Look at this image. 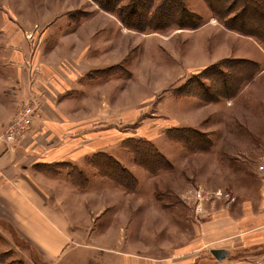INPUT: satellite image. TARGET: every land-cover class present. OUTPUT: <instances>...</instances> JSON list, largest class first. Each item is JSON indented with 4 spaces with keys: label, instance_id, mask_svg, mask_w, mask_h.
<instances>
[{
    "label": "rangeland",
    "instance_id": "obj_1",
    "mask_svg": "<svg viewBox=\"0 0 264 264\" xmlns=\"http://www.w3.org/2000/svg\"><path fill=\"white\" fill-rule=\"evenodd\" d=\"M26 1L30 25H17V31L13 28V39L16 38L18 48L20 36H26L28 52L11 62L13 73L7 77L14 83L11 84V118L2 131L15 121L24 105H34V114L31 124L16 139L2 137L0 143L7 144L8 148L0 157V178H9L11 172L6 167L9 165L16 173L14 181L21 177L17 168L21 171L28 165L29 170L24 172H28L33 181L26 177L27 184L32 185L19 195H8L3 187L0 190V264H95L99 255L91 245H99L92 239L97 232L83 224L86 219L88 224L93 223L91 218L102 207L104 211H123L128 215L126 219L113 221L123 225L124 230L117 237L120 243L115 241L116 238L109 240L111 237L108 242H103V264L112 258L122 256L126 261L137 255L142 258L139 264H147L143 259H150V264H215L219 259L211 249L227 245L232 250L235 242L239 248H234L232 257L223 264L230 261L264 264V192L260 193L264 187V168H261L264 164V78L255 79L258 68L254 64L230 61L238 72L235 77L234 71L227 73L226 87L233 88L231 95L219 89L227 99L223 100L226 106L220 114L226 124L218 131L217 140H212L209 132L192 126H176L184 128L179 130L187 137H180L178 131L175 139L171 137L168 132L177 129L173 126L167 128L166 135L153 139L150 137L152 129L157 135L164 133L161 114L156 116L157 121L152 117L153 112L158 113L155 105L161 93L121 90L119 98H115L116 91L121 88L116 89L118 79L124 82L123 87L135 88V76L127 67L133 68L135 62V67L139 68L138 50L143 52V47L133 51L131 37L139 41L141 33L171 31L173 27L161 31L150 29L149 25L156 27V21L163 20L158 24L161 26L166 20H175L176 16L183 18L181 11L187 8L197 14L196 20L201 24L203 13L206 14L208 9L227 28L225 22L230 23L229 18L222 20L206 0H179L174 4L180 8V13H172L168 9L170 1L162 0L163 12L159 10L153 15L158 4L154 0L153 5L140 9V17L136 19L145 27L144 31L127 26L130 31L134 30L128 34L120 17L104 9L96 0ZM125 1L134 3V8L139 10L140 4L137 6L136 1L124 0L123 5H127ZM20 4H23L20 0H0L1 7L11 5L17 11ZM25 11L22 7L21 14ZM48 12H51L50 18L40 20L41 15ZM15 14L12 13L16 24L19 19ZM116 16L125 32L117 37L115 33L113 36L107 34L110 44L103 53V22ZM62 19L61 23L69 29H64L65 33L60 31L58 23L53 25ZM240 33L237 34H243ZM119 39L124 41V50L130 51L126 57L129 65L122 62L109 64L112 60L106 59ZM59 41L75 43L70 48ZM252 52L256 53L254 49ZM205 70L189 74L182 85H189L191 79L200 77ZM248 77L254 79L255 86L240 92ZM242 79L246 80L239 84ZM139 110L142 114L136 116ZM160 110L163 114L164 110ZM189 133L194 134V138H189ZM199 134H204V138ZM202 138L203 143H200ZM232 141L240 142L244 148L231 150ZM154 148L165 159L164 152H167L170 164L152 172L150 166L139 162L138 150L148 154ZM110 158L133 177L132 187L119 185L105 175L108 171L104 166ZM37 181L41 184L35 183ZM108 181L114 186L113 193L104 188ZM197 187L207 190L209 197L204 210L199 212L196 205L187 200V194ZM219 189L230 193L232 201L228 204L224 198L227 203L221 200L218 202L220 207L212 209L213 202L218 200ZM27 198L39 206L45 221H48L45 215L51 217L48 234L44 230H33L36 233L31 235L33 227L28 223L29 216L17 211L13 204L28 201ZM70 200L76 207H70L71 212H68V205L64 204ZM158 200L165 209L160 217L153 208L160 207L156 204ZM136 202L140 206L137 207ZM225 212L230 213L236 223L235 235H243L242 239L229 236L215 240L214 228L205 229L204 221ZM126 223L131 227L127 225L126 229ZM120 246H126L128 251H113Z\"/></svg>",
    "mask_w": 264,
    "mask_h": 264
},
{
    "label": "crops",
    "instance_id": "obj_2",
    "mask_svg": "<svg viewBox=\"0 0 264 264\" xmlns=\"http://www.w3.org/2000/svg\"><path fill=\"white\" fill-rule=\"evenodd\" d=\"M20 2L23 4H20L21 6V7L19 6L20 8L18 7L19 11H17V8L15 6H11V5L8 6L6 5L5 7L0 6V124L2 125V126L0 125V141L4 133V131H2L4 129L3 126L7 125L8 124L7 122L11 118L10 109L12 108V106L10 107V102H11L12 89H13L11 84L13 82L10 79H7V77H10L9 75H12L13 73L11 62L16 57L20 58L21 56L22 58V56L28 52V46H27L28 39L26 36H22V37L20 36L18 42L19 45L18 48L15 45L17 44L16 38L15 40L13 39V28L15 31H17L15 28L17 25L19 27H27L28 25H30L28 24L27 21V19L29 18L27 14V7H28L27 1L20 0ZM22 7L26 9V11L23 14H21ZM14 12H16L15 16L18 17L19 19V22L16 24L13 23L12 13ZM50 15L51 12H48L47 15H41L42 17L41 19L39 18V15H35V16H37L38 19L40 20H48L50 18ZM203 16H204L203 23L196 28L191 26L175 25V26H171L173 28L171 31L168 32L153 31L147 34L141 33L139 34L140 35L139 41H134V37H131L133 51H135L137 47L138 48L140 46L143 47V52L138 50L140 59L138 57L137 60L138 59L140 60V66H139L140 69L135 67V62L132 64L134 66L133 68H131L130 66L127 67L128 68L127 70H130L134 74L135 78H137V81H135L134 78L133 84L135 88H129V87H123L122 85H124V82L121 83L118 79L116 89H118V87L120 86L121 88L120 90L116 91L115 98L117 99L119 98L121 94L120 92L121 90L129 91V92L161 93L159 96H157V101L155 99L156 101L155 107H157L158 113L153 112L152 117L157 121L158 118L156 116H158V114H161L159 116H161L162 122L164 124V133L160 132L157 135L154 132V129H152L150 131V135H151L150 137L153 139L158 138V136L162 134L166 135L167 133L165 131L167 130V128L173 126L196 127L205 132H209L212 136V140L218 139L217 137L218 131H220L221 128H223V126L226 124L225 120H221L220 114L222 113V111L226 106L223 105L224 103L223 100L227 98H225L224 96H219L218 99L205 101L200 97L178 96L175 90L178 87L182 86L183 82L185 81V79L189 74L193 72L197 73L203 69H206L207 67H210V65L218 63L222 59L225 60L232 58L229 61L241 62L244 65L254 64L258 69L255 73V75L257 74V77L255 78L254 77L255 75L253 77L255 79H257L258 77L264 78V50H263L264 46L261 44V41L253 36L249 37V35H245V34L239 35L237 34L238 32L236 33V31L227 28L226 26L223 25L220 19L214 16V14L210 9H208V12H206V14L203 13ZM64 19L53 22V25L58 23V28L60 29V31H62V33L66 32L64 31V29H68V25L65 26L64 24L61 23ZM103 26L105 28V31L103 32V37L105 36L103 39V53H104L108 50V45L110 44V41L107 38V34H111V36H113L115 33L116 37L119 35L122 36L125 30L120 27V22L117 16L115 17V19L105 20L103 22ZM125 27L127 28V26H124V28ZM126 30L128 34L129 32L134 31V30L130 31L128 28ZM59 42L62 43L64 41H59ZM71 43L72 44L64 42L65 45H68V47L72 48L73 43L75 42L71 41ZM123 46H124L123 39H119L115 41V50L111 52V56H106V59L112 60L111 62H109V64L122 62L125 65H129V60L126 57L129 55L130 51L126 52ZM48 47H50V44H48ZM252 49H254L256 53H253ZM55 59L56 56L54 54V60ZM247 72L249 73V71ZM242 74L244 76L246 73L243 71ZM253 81L254 79L251 80V78L248 77L243 89L240 92H243L244 90L245 91L251 90L255 86ZM108 89L110 91L114 90L112 88H106V90ZM152 97L153 96H151V98ZM228 99L232 100L233 98L228 97ZM123 107H127V106H123ZM160 109L164 110L163 114L161 113ZM138 114H142L140 110L137 113H135L136 116ZM155 122L153 123L155 124ZM233 139L231 138V140ZM232 144L233 147H230L231 150L237 147L244 148L243 147L244 145L241 144L240 142L232 141ZM7 148H8L7 144L0 143V157ZM164 153L168 158L167 152ZM1 165L3 166L4 164ZM6 167L9 169L11 173L9 178L6 179L0 178V190L3 187L4 190L5 189L7 190L5 191L8 193V195H19L20 193L26 192L25 191L26 188L32 185V184L28 185L26 181L27 178L32 180L31 175L28 172H24L25 169L29 170V166L27 165L26 168H23L21 171H19V169L17 168L21 177H17L16 180L14 181H12V179L16 175L15 171L13 170V168L10 169L9 165ZM1 171L2 169H0V172ZM6 177H8V175H6ZM55 178H57V176H55ZM248 182L249 181L245 180L246 184H248ZM35 183H40V182L37 181ZM105 183L106 185L104 186V188L107 191L111 190V192L113 193L114 186L111 185L109 181ZM262 192H264V187L261 188L260 193ZM49 194L50 196H52L51 195L52 193ZM100 197L103 198L102 195ZM101 203H103V201ZM136 203H137L136 205L137 207L140 206L139 202ZM13 204L16 205V208H18L17 211L18 210L23 211L24 213L27 214V216H29L28 223H30V226L33 227L30 229L31 235H34L36 233L33 230L35 231L44 230L45 233L48 234L47 231H49L51 228L50 223L52 219L49 215L47 216L44 214L48 220L45 221V219L40 215L39 212L41 211L38 208L39 206L35 205L34 200L28 199V201L24 200L21 201V203L15 202ZM156 204L160 205L161 201L158 200ZM64 205H68L67 206L68 212H71V209H69L70 207L72 209H75L76 207L75 205L72 204L71 200ZM132 206H134V203ZM108 208L111 209L109 205ZM153 208H156L155 211L160 213L159 217L164 215L165 209L162 208L161 205L160 207L153 206ZM125 214L126 212L123 211L122 212L104 211L102 207L94 215L95 217L91 218L93 223L90 222V224H88L86 222L87 219L84 222L83 226L85 228L86 226L87 227L89 226L92 228L93 231L97 232L96 235L97 237L92 236V239L96 240V242H98L99 245L98 246L91 245L93 246V248H96V253L97 255H99L98 258L99 261H96L95 264H103V242H108L107 239L111 237L109 240H113L114 238H116L115 241L120 243V240L117 237L122 233L124 227L121 224L119 225L113 223V221L126 219L128 215L126 214L125 216ZM203 223L206 227L205 229H207V227L214 228L217 235L214 236L213 233L211 234L213 235L215 240L225 237L228 238L229 236H234L235 239L241 237L240 239H242L243 235L242 236L235 235L237 233L236 223L233 221V218L230 217V213L228 212L220 213L219 215L216 216V218L207 219ZM61 224H62L61 227L64 228L65 225L63 224V222H61ZM127 225L131 227V224L126 223L125 224L126 229H128ZM232 245L234 248H239V245L236 242L233 243ZM118 248H119L118 250H113V251L120 253H124V251H128L125 249L126 246H120ZM216 248H226L230 252V255L223 260H219V262L215 264H223V262L229 260L228 258H231L233 255L232 250H235L234 248L230 250L231 248L227 245ZM141 259L142 258H140L139 255H137V257H134L133 259H127L125 261L121 256L120 258L117 259L112 258L111 260H106L107 263L105 264H139L141 262ZM143 262H147V264H150L151 261L150 259L148 261L143 259ZM242 263L257 264L253 261H249L246 263H244V261H240V263L236 261H230L228 264H242Z\"/></svg>",
    "mask_w": 264,
    "mask_h": 264
},
{
    "label": "trees",
    "instance_id": "obj_3",
    "mask_svg": "<svg viewBox=\"0 0 264 264\" xmlns=\"http://www.w3.org/2000/svg\"><path fill=\"white\" fill-rule=\"evenodd\" d=\"M104 9L114 12L116 15L120 17L122 22L125 26H128L132 29H137L140 31H144L145 27L139 25L137 23L140 20H136L137 16L140 17V9L143 6H151L154 4V0H134L136 1L139 10L134 8V3L127 2V5H123L121 0H96ZM162 0H156L158 2L156 6L157 12L155 11L153 15H157L158 11H161L162 5L164 2ZM165 1V0H163ZM170 6L168 9L172 13H180V8L176 6L179 0H169ZM208 5L211 7L212 10L216 12V14L224 20L225 18H229L230 23L225 22V24L238 32H241L246 35L253 36L259 39L262 43H264V0H206ZM222 3V4H221ZM179 9V10H178ZM225 11V13H222ZM230 11V14H229ZM182 17L176 16L175 20L172 21H165V24L159 26V23H162L163 20L156 21V27L150 26V29H167L171 26L175 25H182V26H191V27H198L201 25L200 20H196L195 13L191 12L188 8L181 11ZM136 20V21H135ZM200 22V23H199ZM233 62V61H232ZM236 62V61H234ZM231 62L227 60H223L212 67L206 68L205 71L202 72V75H197V78H193L189 81V85L184 84L178 87L175 92L178 96H193V97H200L205 101H210L213 99H218L219 96L223 94L219 91L223 90L225 93H229L231 95L233 88H227V73L234 71L235 73L238 72V68L234 69L235 66L230 64ZM203 77V79H201ZM209 81V83H208ZM245 82V79L241 80L239 84ZM236 84V83H235ZM231 85V84H230ZM215 86V87H214ZM223 86V87H222ZM174 128V127H172ZM177 128L176 130L169 131L168 133L173 136L178 134L180 137H187L185 133L180 131L179 129L184 128ZM187 129V128H185ZM194 130V129H193ZM176 131L177 134H176ZM196 131V130H194ZM204 134H199V137H203ZM170 137V136H169ZM170 137V138H171ZM189 138H194V134L189 133ZM204 138V137H203ZM203 138L200 140V143H203ZM200 139V138H199ZM140 149V147H138ZM139 162H143L147 166H150L152 172L159 171L160 169H164L167 165L170 164L168 159H165V156L160 152H158L155 148L151 150L148 154L141 153L138 150ZM147 159L148 161H145ZM104 169L108 171L107 176L111 177L115 180L119 185L124 187H130L131 183L134 181L133 177L129 174L128 171L125 170L116 160L115 162L110 158L108 159V164L104 166ZM132 187V186H131Z\"/></svg>",
    "mask_w": 264,
    "mask_h": 264
},
{
    "label": "built area",
    "instance_id": "obj_4",
    "mask_svg": "<svg viewBox=\"0 0 264 264\" xmlns=\"http://www.w3.org/2000/svg\"><path fill=\"white\" fill-rule=\"evenodd\" d=\"M33 114H34V105L27 104L21 107L15 121L8 126V128L3 133L2 137L8 140L16 139V137H18V135H21L31 124ZM261 168H264V164L261 165ZM206 191L207 190H204L201 187H197L191 190L189 194H187V200L189 202H193L196 205L197 212L204 210L207 201L206 199L209 198ZM217 194L219 195V197L218 200H215L213 202L212 209H217L218 207H220V204L218 202L221 200L225 202L224 198H226L228 204L231 203L232 200H230L231 199L230 193L228 192L224 193L222 189H219L217 191Z\"/></svg>",
    "mask_w": 264,
    "mask_h": 264
},
{
    "label": "water",
    "instance_id": "obj_5",
    "mask_svg": "<svg viewBox=\"0 0 264 264\" xmlns=\"http://www.w3.org/2000/svg\"><path fill=\"white\" fill-rule=\"evenodd\" d=\"M211 252L219 260H223L230 255V252L226 248H212Z\"/></svg>",
    "mask_w": 264,
    "mask_h": 264
}]
</instances>
